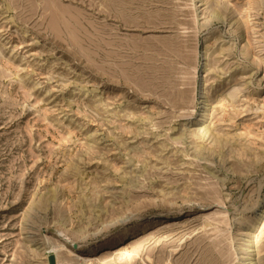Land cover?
Here are the masks:
<instances>
[{"label":"rangeland","instance_id":"1","mask_svg":"<svg viewBox=\"0 0 264 264\" xmlns=\"http://www.w3.org/2000/svg\"><path fill=\"white\" fill-rule=\"evenodd\" d=\"M263 201L264 0H0V264H264Z\"/></svg>","mask_w":264,"mask_h":264},{"label":"bare ground","instance_id":"2","mask_svg":"<svg viewBox=\"0 0 264 264\" xmlns=\"http://www.w3.org/2000/svg\"><path fill=\"white\" fill-rule=\"evenodd\" d=\"M202 115V114H201ZM191 120V119H190ZM260 201V200H259ZM264 202V201H263ZM260 203V202H259ZM255 208V207H254ZM264 208V207H263ZM264 213V212H263ZM252 214V213H251ZM70 244V246L71 247H73L74 248V246H75V243L74 242H70L69 243ZM78 245V244H77ZM76 251H80L81 250V247H80V245H78L77 246V248H74ZM83 250V249H82ZM223 251V250H222ZM221 252V251H220ZM228 252V251H227ZM225 256V255H224Z\"/></svg>","mask_w":264,"mask_h":264},{"label":"water","instance_id":"3","mask_svg":"<svg viewBox=\"0 0 264 264\" xmlns=\"http://www.w3.org/2000/svg\"><path fill=\"white\" fill-rule=\"evenodd\" d=\"M77 246H78V245H77V244H75L74 248H77Z\"/></svg>","mask_w":264,"mask_h":264}]
</instances>
